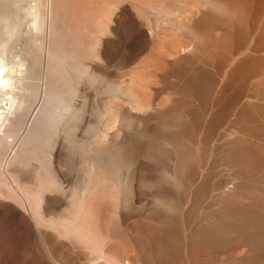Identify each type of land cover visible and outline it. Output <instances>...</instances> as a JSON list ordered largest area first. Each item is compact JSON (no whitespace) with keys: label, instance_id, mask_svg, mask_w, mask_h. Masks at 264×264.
<instances>
[{"label":"rangeland","instance_id":"374dc122","mask_svg":"<svg viewBox=\"0 0 264 264\" xmlns=\"http://www.w3.org/2000/svg\"><path fill=\"white\" fill-rule=\"evenodd\" d=\"M3 1L5 0H0V57L11 60L10 48L21 51L30 65L32 64L30 81L39 83L43 58L40 47L33 43L29 33L10 38L6 36L4 25L14 24L13 18L18 4L15 0L7 3ZM12 1H15V4ZM87 1L84 0V3ZM167 1L168 4L180 5L185 0ZM186 1L191 5H200L199 8L207 7L202 0ZM227 1L235 3L233 0ZM60 2L61 0H55L57 31L56 37L50 36L51 42L65 41L64 48L79 51L82 45L79 43V48L74 49V41L78 44L77 41H81V37L85 36V30L76 19L79 21L83 14L70 10L64 16L59 8ZM66 2L71 8L77 2L80 6L79 0ZM238 5L239 22L228 16L225 18L229 27L225 39V57L226 69L230 70L235 57H238L239 68L233 74L234 82L226 87L229 97H226L222 105L164 104L138 109L127 104L122 97L116 98L111 104H105L109 97L97 85L89 84L80 86L72 99L73 106L81 115L77 119L67 117L70 121H67L70 126L65 128H68L67 133L74 131L73 125L76 124L75 133L79 137L97 133L99 146L102 147L105 138L110 139L109 150L141 161L129 169L120 168L113 178L115 182L120 179L126 183L125 190L131 200L128 229L131 235H139L141 247L146 254L150 253L152 246V228L157 226L158 264H264V0H239ZM61 15L65 18V26L60 20ZM169 30L177 34L180 29L176 25L174 29ZM4 41L8 42V48H3ZM151 44L152 41H148L139 54H134L130 42L128 44L123 39H116L113 43L115 53L110 61L112 65L108 66L110 78L127 88L133 72L142 70ZM237 45L239 51L234 55ZM213 57L211 50L206 53L194 50L193 67L198 68L202 61L212 64ZM156 79L157 77L153 78L154 82ZM159 85L157 83L154 86ZM19 90L21 92H18ZM19 90H15L16 95L20 94L26 99L21 110L26 111L23 107L30 106L26 111L30 120L42 100L43 92L39 91L34 100L30 90ZM153 90L154 87L142 88L144 93H152ZM207 90L209 91L206 94L211 98L214 89L208 87ZM170 92L172 89L167 88L161 91L159 96L169 98ZM184 110L190 112L193 126L188 130L190 136L183 140L175 154L160 143V139L170 132L169 124L181 125L187 121ZM135 115L145 119H138ZM210 121L214 124L211 134L208 139L203 138L204 127ZM149 128L154 132L147 131V136H142L141 132ZM124 135L127 136L125 140ZM11 138L8 137L7 140ZM12 146L6 148L4 144L0 147L1 158L3 156L0 160L10 169L12 176L19 180L21 188L27 194L38 189L36 192L41 191L40 194L44 198L53 196L54 187L46 167L38 164L36 160H30L31 153L23 150L20 138L16 139ZM68 146L66 162L62 169L65 176L70 177L76 173V167L71 162V145ZM80 179H74L75 184ZM74 180L70 185H75ZM5 185L1 186H4L8 196H0V202L24 213L29 223L35 227V220L25 207L26 195L16 194L9 189V185ZM67 192L69 193H66L65 201L56 208V212L69 215L68 224L75 233L78 244L88 253L92 251L94 255L95 252L86 242L91 236L87 234L89 220L85 214L78 215L73 208L70 209L73 202L71 191ZM113 198L117 203V198ZM165 199L167 203L164 202ZM159 200L164 201L161 204L162 201ZM36 202L37 208L40 209V202ZM139 210L143 218L141 225L135 222L134 216L135 211ZM114 215V220H118V210ZM153 216L158 220L153 219ZM40 227L42 231L55 232L47 221L42 222ZM63 236L61 235V239L68 242ZM38 240L39 237L35 240L32 236L23 234L20 225L12 217L0 221V264H38L42 253L49 254L46 253L44 244ZM131 249L134 253L133 246ZM116 251L117 248H114L113 253ZM62 261L68 260L63 258ZM145 262L153 263L150 260Z\"/></svg>","mask_w":264,"mask_h":264},{"label":"bare ground","instance_id":"6f19581e","mask_svg":"<svg viewBox=\"0 0 264 264\" xmlns=\"http://www.w3.org/2000/svg\"><path fill=\"white\" fill-rule=\"evenodd\" d=\"M8 1L11 0L3 2ZM15 1L18 10L13 18L14 24L4 25L5 34L10 38L29 33L33 43L40 47L43 56L42 68L39 83L34 81L33 83L30 81L32 64L30 65L21 51L10 48L11 60L0 57V103H2L0 104V147L4 144L6 148L11 147L14 141L20 138L23 150L30 151L31 155L33 153V156L29 153V158L32 157L30 160H36L38 164L46 167L53 183L54 195L44 198L40 194L41 191L36 192L38 189L34 193L27 194L21 188L19 180L12 176L13 173L11 174L10 169L0 160V196H8L2 184L9 185V189L16 194L26 195L25 207L35 220V227L29 223L24 213L10 208L3 202H0V221L12 217L20 225L23 234L30 235L35 240L39 237L38 241L44 244V248L47 249L45 251L49 254L38 253L41 254V261L38 260V264H146L145 261L148 260L153 261L152 264H158L157 226L154 225L152 228L154 235L152 246L150 253L146 254L141 247L139 235H131L128 229L131 200L125 190L126 183L121 182L120 179L119 182H115L113 178L120 168L129 169L133 165L140 164L141 161L109 150L110 139L103 138L104 143L102 147L99 146L97 133L92 132L85 137H79L75 133L76 124L73 125L74 131L67 133L68 128H65L69 125L67 121L70 122L68 118L77 119L81 115L73 106L72 99L80 86L89 84L97 85L105 92L109 97L105 104H111L116 98L122 97L127 104L138 109L164 104L222 105L229 97L226 87L234 82L233 74L239 68L238 57H235L233 66L230 70L226 69L225 39L229 27L225 23V18L228 16L239 22V0H233L235 3H229L227 0H202L206 8L191 5L186 0L180 5L168 4L167 0H88L85 3L84 0H79L80 6L75 0L77 3L71 8L67 0H61L58 4L64 16L70 10L83 14L82 18L76 21L85 30V36L81 37L79 42L74 38L78 44L73 40L74 44L78 45L74 46V49L79 48V43L82 45L79 51L64 48L65 41L51 42V37L55 36L57 31L55 0ZM15 1L12 2L15 4ZM63 15L60 20L65 26ZM176 25L180 30L174 34L169 29H174ZM116 39H123L128 44L130 42L134 54H139L147 46L148 41H152L142 70L130 74L132 76L129 78L127 88L115 83L110 78L108 70V66L112 65L110 61L112 54L115 53L113 43ZM2 44L3 48H8V42L4 41ZM194 50L201 53L213 51L212 64L202 61L198 68H194L192 62ZM238 51L237 45L234 55ZM154 77H157L155 82ZM157 83L160 85L154 86ZM144 87H154V90L152 93H144L142 91ZM208 87L214 89L211 98L206 94L209 91ZM167 88L172 89L170 97L160 98V92ZM17 89L23 92L30 90L32 95L30 97L34 100L39 95V91L43 92L42 100L30 120L26 112L30 106L24 105L26 111L21 110L26 99L19 93L21 98L16 95ZM184 111L187 114V121L181 125L169 124L170 132L160 139V143L175 154L183 144V140L190 136L188 130L193 126L190 112ZM135 116L138 119H145L140 115ZM213 126L212 121L205 125L203 138H209ZM147 131L154 132L149 128L141 132V135L147 136ZM125 136L123 139H126ZM8 137L12 138L7 140ZM69 144L72 148L71 162L76 167V173L72 175L73 179L72 176H65L62 169L66 162ZM79 178L81 179L75 184V180ZM73 180L75 185H70ZM67 191H71L73 202L70 209L73 208L75 214H85L86 219L89 220L87 234L91 236L86 235L90 237L86 240L84 236V239L95 252L94 255L92 251L88 253L78 244V239L68 224L69 215L56 212V208L65 201L66 193H69ZM113 197L117 198V203ZM36 201L40 202V209L37 208ZM164 202L167 203V200L165 199ZM117 210L119 219L115 221L114 214ZM134 216L135 222L141 225L143 218L140 210L135 211ZM153 219L158 220L155 216ZM44 221H47L56 233L42 231L40 226ZM61 235H64L68 242L63 241ZM115 238L118 241L117 239L112 241ZM132 246L135 249L134 253ZM113 247L117 248L115 253ZM63 258L68 261H62Z\"/></svg>","mask_w":264,"mask_h":264}]
</instances>
